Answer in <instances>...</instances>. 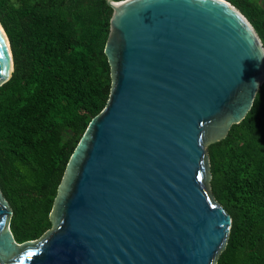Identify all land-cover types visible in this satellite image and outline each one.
<instances>
[{
	"label": "water",
	"instance_id": "obj_1",
	"mask_svg": "<svg viewBox=\"0 0 264 264\" xmlns=\"http://www.w3.org/2000/svg\"><path fill=\"white\" fill-rule=\"evenodd\" d=\"M107 3L110 101L70 160L41 240L16 241L0 189V264H217L232 218L211 194L206 151L251 111L262 41L224 0ZM3 34L0 88L15 73Z\"/></svg>",
	"mask_w": 264,
	"mask_h": 264
},
{
	"label": "trees",
	"instance_id": "obj_2",
	"mask_svg": "<svg viewBox=\"0 0 264 264\" xmlns=\"http://www.w3.org/2000/svg\"><path fill=\"white\" fill-rule=\"evenodd\" d=\"M108 0H0L15 73L0 88V189L19 244L53 230L68 165L106 109L112 70L105 54L114 11ZM264 46V0H224ZM210 191L232 218L217 264H264V85L245 120L206 151Z\"/></svg>",
	"mask_w": 264,
	"mask_h": 264
},
{
	"label": "bare ground",
	"instance_id": "obj_3",
	"mask_svg": "<svg viewBox=\"0 0 264 264\" xmlns=\"http://www.w3.org/2000/svg\"><path fill=\"white\" fill-rule=\"evenodd\" d=\"M0 32L2 33V35L4 36V34H3V30H2V28H1V26H0ZM5 37V36H4ZM6 42H7V40H6Z\"/></svg>",
	"mask_w": 264,
	"mask_h": 264
}]
</instances>
